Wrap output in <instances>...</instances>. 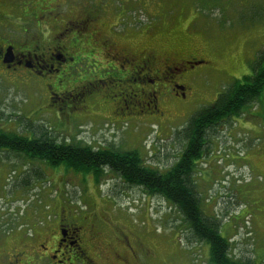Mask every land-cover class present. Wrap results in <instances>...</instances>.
<instances>
[{"label": "rangeland", "instance_id": "obj_1", "mask_svg": "<svg viewBox=\"0 0 264 264\" xmlns=\"http://www.w3.org/2000/svg\"><path fill=\"white\" fill-rule=\"evenodd\" d=\"M77 1L99 18L98 24L107 25L106 38L120 49L171 55L176 60L194 58L203 63L177 75L174 83L162 80L159 91L163 93L164 119L123 124L111 122L112 101L102 110H93L97 117L92 124L83 122L77 111L71 113L79 105L77 100L51 104L47 91L37 80L26 78L25 71L0 68L1 129L23 132L22 127H45L62 142L137 151L145 165L162 170L177 159L183 143L179 134L191 117L214 104L234 80L250 74L264 52V0L57 3L74 8ZM26 23L22 17V28ZM84 39L83 35L78 38L84 67L72 81L76 84H86L93 72L99 78L110 75L104 67L107 50ZM177 81L186 86V98L176 96ZM100 85L95 88L97 93L114 97L115 83L102 89ZM71 86H62L60 92ZM260 105L264 110V99ZM257 130L258 122L248 116L220 126L211 138L210 149L196 165L193 181L205 215L216 219L221 235L230 240L232 257L264 264V145ZM34 174L29 185H23L25 177ZM69 214L86 228L97 225L103 240L128 264H210L209 246L190 241L181 215L162 198L127 187L111 172L96 180L91 174L63 166L53 168L0 151V254L9 253L15 245L4 242L5 237L29 235L43 227L53 233L55 221Z\"/></svg>", "mask_w": 264, "mask_h": 264}, {"label": "flooded vegetation", "instance_id": "obj_2", "mask_svg": "<svg viewBox=\"0 0 264 264\" xmlns=\"http://www.w3.org/2000/svg\"><path fill=\"white\" fill-rule=\"evenodd\" d=\"M57 1L0 0V68L8 72L25 71L26 78L37 80L47 91L51 104L58 100L61 103L77 100L79 105L70 108L71 113L77 111L83 122L92 124L97 117L94 111L102 110L110 101L115 105L111 112L112 123L164 119L160 102L163 93L159 91L162 80L171 79L174 83L189 68L203 62L120 49L106 38L107 25L98 24L99 18L83 4L77 1L74 8H67L68 4L60 5ZM22 17L27 21L24 28L20 25ZM82 35L83 39H89L90 45L100 44L107 50L104 67L110 75L99 78L93 72L89 75L93 78L84 81L86 84H76L72 81L79 77L84 67L78 53V38ZM109 83H115L118 94L114 97L95 91L97 85L101 84L102 89ZM70 84L71 89L64 88V92H60L62 86ZM174 92L179 98L187 97L186 86L178 81ZM67 116L62 115V118ZM242 116L256 119V133L264 145V132H261V129L264 131V110L260 103L245 110ZM182 152L181 148L178 158ZM262 152L264 156V149ZM261 166L264 173V164ZM55 222L53 233L43 227L35 228L29 235L14 233L5 237L4 242L15 245L9 253L0 254V264H128L112 244L103 240L97 225L81 226L70 214L60 216Z\"/></svg>", "mask_w": 264, "mask_h": 264}, {"label": "trees", "instance_id": "obj_3", "mask_svg": "<svg viewBox=\"0 0 264 264\" xmlns=\"http://www.w3.org/2000/svg\"><path fill=\"white\" fill-rule=\"evenodd\" d=\"M264 99V52L252 65L250 74L234 80L223 89L214 104L201 109L183 128L179 137L182 155L164 169L145 165L137 151L95 149L80 143L62 142L45 127L33 126L23 132H7L0 128V151L14 153L30 161H40L53 168L63 166L76 173L91 174L99 180L111 172L129 188H138L150 196H158L178 211L190 241L209 246L210 264H256L232 257L230 240L220 232L216 219L207 217L202 199L196 192L194 170L203 159L211 138L218 128ZM27 175L23 185H29ZM31 230V229H30Z\"/></svg>", "mask_w": 264, "mask_h": 264}]
</instances>
